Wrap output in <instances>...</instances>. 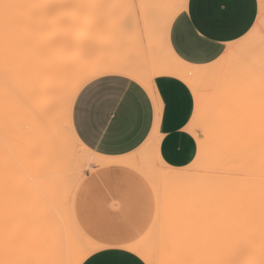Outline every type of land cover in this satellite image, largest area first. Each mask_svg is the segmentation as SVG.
Returning a JSON list of instances; mask_svg holds the SVG:
<instances>
[{"label":"rangeland","instance_id":"1","mask_svg":"<svg viewBox=\"0 0 264 264\" xmlns=\"http://www.w3.org/2000/svg\"><path fill=\"white\" fill-rule=\"evenodd\" d=\"M79 2L81 3H76L75 0L71 3H42L55 6L33 9L31 12L61 25L62 31L48 38H56L57 42H60L59 39L67 41L74 51V70L78 73L94 74L103 68L121 67L126 61L130 62V72L137 74L140 77L137 81L146 87L155 76L164 75L166 72L163 71V74L160 71L166 68L168 70L170 64L188 77L193 75L196 79L193 83L179 74L180 78L170 76L184 81L195 97V108L188 130L196 139V155L188 166L171 168L155 153L157 136L152 135L144 147L143 143L135 151L114 158L119 162L124 160V163L110 167L95 165V162L102 160L98 154L85 149L84 145L79 147L70 143L60 148L56 152V158L48 164L19 165L12 156H8V195H21L22 192L23 196L26 195L25 212L18 215L21 218L8 219L12 222H8V235L15 237V234L18 236L21 233L20 225L27 223L34 211L33 204H39L40 210L44 211L50 200L73 220L74 236L78 239L87 236V239L85 237L81 240L89 239V243L106 242L120 237L141 242L151 240L159 234L171 236L172 232L173 235L175 233L174 230L171 231L173 227L175 229L183 224L182 228L184 225L188 228L191 224L196 225L194 223L198 220L197 225L200 222L198 226L203 228L196 225L199 229L193 226L190 232L194 235V230L197 229L196 235L202 233L201 230L207 228L204 225H208L205 223L211 218L205 217L203 220V215L206 214L202 215L204 204H218L222 207L217 201L222 202L221 198L227 197V202H224L231 211V192L229 195L228 191L232 190L230 185L233 184L230 181L232 178L229 179L234 175L231 162H234L236 156L233 152L238 146V149L245 148V142L247 148L250 140L254 139L253 134L264 132V0H259L260 15L252 29L230 43L216 60L204 65L181 60L168 43L170 23L184 7L186 0H170L169 3H151V0ZM15 5L16 3H8V8L16 11V16L26 14L25 10ZM12 19H16V26L20 18ZM10 34L12 39L8 49L12 58L13 50L18 47L16 27ZM136 34L141 36L140 39H134ZM255 76L257 81H253ZM243 83H252L253 87L248 85L251 87H245L241 91ZM28 86L26 94L21 96L22 99L19 98L16 117L19 137L25 150L30 152V144L38 140V132L33 116V84ZM57 110L61 119L64 96L61 97ZM244 118L246 121H243ZM235 129H239L238 132ZM232 130L238 135L230 134ZM250 134L251 138L247 137ZM234 135L237 139L242 136L243 141L239 139L238 142L233 138ZM239 143L244 146L240 147ZM65 153H69L71 157L63 159ZM166 176L175 181L181 177L178 183L183 182L182 179L186 177L187 181L179 186L171 182V179L167 180ZM214 178L216 179L213 180ZM220 181L225 182L218 185ZM171 183L177 187H173ZM224 185L227 186L226 189L223 188ZM219 186H222L221 189ZM226 190L227 195L221 193ZM216 192L219 194H215ZM226 205L224 208L228 211ZM212 206H209L212 212L207 208L209 212L207 211L206 216L210 214L213 219L209 221L207 229L212 222L214 225L218 222L215 220L217 213V216L213 213L218 209L219 213L220 209L223 210ZM16 229L20 230L18 234ZM187 233L189 234L186 232V235ZM11 235L8 237H13ZM28 264H35L34 259H30Z\"/></svg>","mask_w":264,"mask_h":264},{"label":"bare ground","instance_id":"2","mask_svg":"<svg viewBox=\"0 0 264 264\" xmlns=\"http://www.w3.org/2000/svg\"><path fill=\"white\" fill-rule=\"evenodd\" d=\"M20 2L21 0H0V264H28L30 259H34L35 264H80L88 255L107 247L128 249L142 257L147 264H264V132L253 134L252 138L254 137V139L250 140L247 148L246 142L245 148L238 149L239 146L235 147L236 150L233 155L236 158L233 159L234 162H231V170L235 172L233 171L234 175L229 177V179L232 178L230 179L233 183L230 185L232 190L228 191L230 190L228 189L221 192L222 194L226 193V195L227 191L229 195L231 192L229 198L231 211L224 202H227V197L221 198L222 202L217 201L223 205L222 207L217 203L213 206L204 204L202 215L205 213L208 215L209 209L212 212L211 206L212 208L221 207L223 210L220 209L219 213L218 209L215 214L213 213L214 216L218 215L215 218L218 222L215 223L216 226L212 222L209 229L207 228L210 224L209 221L213 220L211 219L212 216L210 214L209 216L203 215V220L211 218L207 221L208 223L204 222L208 224L207 226L203 222L201 223L207 228L206 230L202 229V233L198 235H196L198 233L196 230L203 227H199L200 222L198 226L199 220H196L197 223L194 224L199 228L196 225L193 227L192 224L191 228L188 227L189 229L186 225L182 228V224L181 227L179 226L180 228L176 226L177 228L171 229V231H175L174 235L172 232L171 236L159 234L151 240L141 242H139L140 240L120 237L106 242L89 243L87 242L89 239L83 241L85 237L87 239V236L79 238L80 240L74 236L73 220L63 210H60L53 200H50L44 211L40 210L39 204H33L32 210L34 211L31 212L27 223L20 225L21 233H19L20 230L16 229L17 234L20 235L15 234L14 237L9 234L13 236L9 238L8 219L14 218L15 220L18 215L25 212L24 196L26 195L23 196V192L21 195H8V156H12L19 165H26L27 163L41 165L54 160L56 152L65 144L70 143L84 147L71 124L72 104L79 89L90 80L111 72H127L132 78L140 79L137 74L125 71L119 66L103 68L94 74L76 72L73 61L74 51L63 39L62 41L59 39L60 42H57L56 38H46L38 47L29 48L23 43L20 36L15 37L18 47L13 50V57L10 58L11 51L8 49L9 41L12 39L10 33L17 27L14 25L16 19L12 18H21V16H16V11L8 8V3L18 4ZM31 2L71 3L72 0H31ZM75 2L81 3L79 0H75ZM169 2L170 0H151V3ZM140 37L136 34L134 39L138 40ZM161 71L160 73L163 74V71L169 75L178 76L177 74H179L183 79L192 83L196 80L193 75L188 77L187 74L178 72L171 64L168 70L166 68V70ZM230 77L232 76L230 75ZM255 80L257 81L256 76L253 78V81ZM30 83L33 84V116L38 140L34 139V144H30L32 150L27 152L17 130V111L19 98L26 94ZM243 84L244 87L242 86L241 91L245 87H253L252 83ZM147 86L150 88V84ZM62 96H64V111L60 119L57 107ZM234 120L239 123L238 119L235 118ZM243 121L246 119L244 118ZM255 126L252 125L251 127L255 128ZM233 127L232 129H234ZM242 127L241 129H244ZM231 132L230 134L233 135L235 131L232 130ZM246 132L248 133V131ZM235 135L237 136L238 133ZM235 135L232 137L236 138L238 142L239 139L242 140V136L240 138L238 136L239 139H237ZM250 136L251 134L247 135V137ZM147 141L144 142L143 147ZM242 146L244 144L240 145V147ZM84 148L86 149V147ZM97 156L102 160L95 162V165L110 167L124 163V160L116 161L115 157ZM70 157L69 153H65L62 158L69 159ZM180 178L175 181L170 177L171 182H175L179 186L180 183L182 185L187 181L186 177L182 179L183 182L178 183ZM225 179L230 182L228 178ZM225 181L218 182V185ZM210 182L212 183V181ZM167 184L169 185V182ZM170 185L177 187L174 183ZM226 185L223 188L227 187ZM219 187L221 189L222 186ZM215 194L219 193L216 192ZM227 204H230L229 201ZM225 205L228 207V211H225ZM206 206L207 208L210 206L209 209ZM20 218L21 216L18 219ZM192 227L197 228L194 230V235L190 232L193 230ZM186 228L187 230H185ZM186 232L189 234L186 235ZM189 235L190 237H188Z\"/></svg>","mask_w":264,"mask_h":264},{"label":"crops","instance_id":"3","mask_svg":"<svg viewBox=\"0 0 264 264\" xmlns=\"http://www.w3.org/2000/svg\"><path fill=\"white\" fill-rule=\"evenodd\" d=\"M260 9L259 0H186L169 24V46L183 61L210 63L252 29ZM123 63L121 67L130 71V62ZM99 80L108 82L111 90L85 103L81 91ZM194 108V94L179 78L160 74L148 88L127 72H111L80 88L72 105L71 124L86 148L106 157L129 154L155 135V153L164 164L178 169L188 166L196 155V139L188 130ZM81 264L146 263L128 249L107 247Z\"/></svg>","mask_w":264,"mask_h":264},{"label":"snow or ice","instance_id":"4","mask_svg":"<svg viewBox=\"0 0 264 264\" xmlns=\"http://www.w3.org/2000/svg\"><path fill=\"white\" fill-rule=\"evenodd\" d=\"M53 6L55 5L33 3L31 0H21L20 3L15 5V7L25 10L26 13L17 22L16 31L29 48L38 47L46 38L62 31L61 25L57 22L36 16L31 12L33 9ZM111 88L112 86L103 80L92 82L81 91L80 98L87 103L96 95L110 91Z\"/></svg>","mask_w":264,"mask_h":264}]
</instances>
